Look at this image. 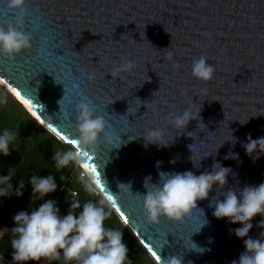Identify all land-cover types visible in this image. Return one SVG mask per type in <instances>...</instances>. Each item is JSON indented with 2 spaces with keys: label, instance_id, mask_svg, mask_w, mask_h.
<instances>
[{
  "label": "water",
  "instance_id": "obj_1",
  "mask_svg": "<svg viewBox=\"0 0 264 264\" xmlns=\"http://www.w3.org/2000/svg\"><path fill=\"white\" fill-rule=\"evenodd\" d=\"M25 7L19 27L31 35V48L12 60L0 55V81L21 93L28 110L19 104L68 146L82 100L105 117L106 131L125 143L115 149L101 136L95 152L81 160L96 169L102 195L113 196L119 213L113 212L124 227L127 219V231L155 264L180 255L183 264L238 261L244 241L232 233L241 225L213 217L215 187L208 200L197 202L208 221L201 229L197 210L182 223L148 224L136 194H146L145 182L158 184L159 172L200 175L214 162L232 169L225 192L264 183V155L254 160L242 147L249 134L264 137V0H25ZM20 16L0 0V25H16ZM201 55L216 69L206 84L191 76L192 61ZM124 59L137 67L112 78L110 70ZM174 61L181 67L174 69ZM189 106L201 111L200 121L178 133L165 117ZM148 129L162 130L169 145L145 147ZM230 153L238 159H225ZM118 184H130L132 193ZM262 219L252 220L250 238L264 232ZM191 242L205 251H190Z\"/></svg>",
  "mask_w": 264,
  "mask_h": 264
},
{
  "label": "clouds",
  "instance_id": "obj_2",
  "mask_svg": "<svg viewBox=\"0 0 264 264\" xmlns=\"http://www.w3.org/2000/svg\"><path fill=\"white\" fill-rule=\"evenodd\" d=\"M7 8L10 12L21 13L16 25L13 23H7L6 26L0 25V55L12 60L31 48L32 37L19 27L23 21V15L27 13L25 0H7ZM167 59H172L171 52H168ZM172 66L174 69L181 67L179 61H174ZM136 67L132 60L124 59L121 64L110 70V75L115 78L122 72L131 73ZM215 71L214 65L209 63L208 58L203 55L192 61L191 76L198 82L205 84L210 82ZM93 78L92 75L88 76L89 80ZM148 82H150L149 77ZM4 103H6V97H0V104ZM91 105V101L86 103L83 100L77 105L75 138L69 142V150L55 149L52 159L57 170L66 168L70 163L81 167L83 170L78 176V182L83 190L91 195L100 193L101 197L97 202L87 201L81 205L75 192L70 196L67 193L66 199L70 203V208L67 215L63 217L54 200L45 201L35 210L17 213L13 218L15 227L11 229L14 264H28L30 261L35 264H40L41 261L51 264L53 261L60 260H63L64 264H132L128 259V248L123 243V232L120 229L105 226V221L111 217L113 210L119 213V209L115 208L113 203V196L102 195L100 178L95 175V171L87 169L81 160L82 156L95 152L101 136L115 149H119L125 142L117 138L113 132L106 131L108 122L104 116L98 115ZM200 112L194 113L189 106L174 118L165 117V121L178 133L183 134L190 121L197 119L200 121ZM49 127L51 128L52 125L49 124ZM18 132V129L3 130L0 134V155L4 157L11 155ZM143 139L145 147L149 144L161 147L169 145L164 141V132L160 129L146 130ZM246 139L247 142L242 144V147L249 157L255 160L264 155V137L254 140L249 134ZM229 142L233 146L237 142L232 133ZM193 145L189 146L192 156ZM233 157L238 159V156H233L231 153L225 159ZM194 166L197 167L195 164ZM199 167L200 164L197 168ZM157 168H159V162ZM231 174H233L231 168L223 167L215 162L211 171H205L200 175L192 171L159 172V183L145 182L146 194L137 193L136 196L138 198L142 196L143 211L148 224L159 225L161 219L182 223L193 210H197L203 215L201 229L208 224V221L204 218V211L198 208L197 202L208 200L215 187L216 197L209 203V207L214 209L213 217L217 220L227 219L231 224L241 225L232 234L244 241L245 251L240 254L238 261L233 260L232 264H264V232L258 239L250 238L248 235L253 227L252 220L258 215L264 217V183L258 186L246 185L242 190L230 188L225 192L223 190ZM13 175L14 168H9L8 175L0 176V185L5 186L0 187V197H6L10 191L12 192ZM60 180L63 182L65 177L60 176ZM146 181H150V178ZM30 184L32 200L43 199L57 190V184L52 175L46 178L32 175ZM24 187L25 183L20 181L14 194L17 197L22 196ZM118 188L119 190L127 188L132 193L130 184H118ZM221 195L222 200L219 198ZM81 206L82 211H79L77 215V210ZM124 224L126 228V222ZM259 227L264 228V219L260 221ZM191 244V248L187 247L190 251L200 254L205 251L203 247L192 242ZM160 264H183V256H170L167 260L161 258Z\"/></svg>",
  "mask_w": 264,
  "mask_h": 264
},
{
  "label": "trees",
  "instance_id": "obj_3",
  "mask_svg": "<svg viewBox=\"0 0 264 264\" xmlns=\"http://www.w3.org/2000/svg\"><path fill=\"white\" fill-rule=\"evenodd\" d=\"M5 129L19 130L11 155L8 157L0 155V176L8 175L9 168H14L11 181L12 192L10 191L6 197H0V256L14 264L12 261L11 240L13 236L11 229L15 227L13 218L17 213L35 210L45 201L54 200L60 210V215L63 217L67 215L70 208V203L66 199L67 193L70 196L71 193L75 192L81 205L87 201L97 202L101 196L99 193L91 195L83 190L82 185L78 182V176L82 169L75 163H70L61 170L55 168L52 159L54 150L67 151L70 146L63 144L48 133L14 99L6 100V103L0 104V134ZM32 175L41 178L52 175L57 184L56 192L45 196L43 199L34 198L32 200V186L30 184ZM60 176L65 177L63 182L60 180ZM20 181L25 183V187L22 196L17 197L14 193ZM0 187L5 186L0 185ZM79 211H82V206L77 210V215ZM105 226L120 229L123 232V243L128 248V259L132 264H155L121 224L114 212L105 221ZM61 262L64 264L63 260ZM43 263L44 261L40 262V264ZM28 264H35V262L30 261Z\"/></svg>",
  "mask_w": 264,
  "mask_h": 264
},
{
  "label": "bare ground",
  "instance_id": "obj_4",
  "mask_svg": "<svg viewBox=\"0 0 264 264\" xmlns=\"http://www.w3.org/2000/svg\"><path fill=\"white\" fill-rule=\"evenodd\" d=\"M0 86L6 91V92H10L15 98H16V100L18 101V103H20V104H23L24 106H25V104H24V102L20 99V98H18L17 96H16V94L11 90V89H9L6 85H4L1 81H0ZM25 108L28 110V108L25 106Z\"/></svg>",
  "mask_w": 264,
  "mask_h": 264
},
{
  "label": "built area",
  "instance_id": "obj_5",
  "mask_svg": "<svg viewBox=\"0 0 264 264\" xmlns=\"http://www.w3.org/2000/svg\"><path fill=\"white\" fill-rule=\"evenodd\" d=\"M1 237V234H0ZM12 264L9 261H7L6 259H4L3 257L0 256V264ZM43 264H46V262H44ZM51 264H62L61 260L60 261H53L51 262Z\"/></svg>",
  "mask_w": 264,
  "mask_h": 264
},
{
  "label": "rangeland",
  "instance_id": "obj_6",
  "mask_svg": "<svg viewBox=\"0 0 264 264\" xmlns=\"http://www.w3.org/2000/svg\"><path fill=\"white\" fill-rule=\"evenodd\" d=\"M0 97H6L7 101L13 99L1 86H0Z\"/></svg>",
  "mask_w": 264,
  "mask_h": 264
},
{
  "label": "snow or ice",
  "instance_id": "obj_7",
  "mask_svg": "<svg viewBox=\"0 0 264 264\" xmlns=\"http://www.w3.org/2000/svg\"><path fill=\"white\" fill-rule=\"evenodd\" d=\"M16 95L17 97H19L21 95V93L19 91L16 92ZM25 103H29L28 101H25ZM63 138V137H62ZM91 170L95 171L96 172V169L95 168H92ZM123 215V213H122ZM125 222H127V219H125ZM151 251V249H149ZM153 255H156L155 252H153Z\"/></svg>",
  "mask_w": 264,
  "mask_h": 264
}]
</instances>
